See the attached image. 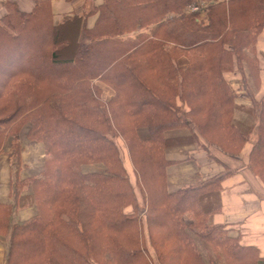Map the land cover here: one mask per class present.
Returning <instances> with one entry per match:
<instances>
[{
  "label": "trees",
  "instance_id": "1",
  "mask_svg": "<svg viewBox=\"0 0 264 264\" xmlns=\"http://www.w3.org/2000/svg\"><path fill=\"white\" fill-rule=\"evenodd\" d=\"M32 1L26 10L6 0L0 16L6 264H264L213 221L229 173L169 191L166 154L193 143L223 164L217 154L250 142L251 171L264 181V0H103L59 23L52 0ZM236 68L250 108L225 77ZM23 135L44 147L26 177ZM31 206L32 218L12 222Z\"/></svg>",
  "mask_w": 264,
  "mask_h": 264
},
{
  "label": "crops",
  "instance_id": "2",
  "mask_svg": "<svg viewBox=\"0 0 264 264\" xmlns=\"http://www.w3.org/2000/svg\"><path fill=\"white\" fill-rule=\"evenodd\" d=\"M0 0V16L5 12L3 2ZM103 0H52L54 22L59 23L65 15L81 13L85 7L95 4L99 6ZM32 0H19L22 9L29 10L33 6ZM96 17L88 20V25H94ZM257 52L260 61V86L256 93L258 101L264 100V29L257 40ZM225 77L236 95V103L242 107L250 108L253 99L248 95L242 85V75L236 68L225 73ZM108 89V90H107ZM104 86L105 95L110 97L113 91ZM108 93V94H107ZM244 113L237 112V117L245 119ZM186 133V132H185ZM9 145L6 147V151ZM252 144L248 142L240 155L217 154L222 163L207 156L206 152L197 144H186L172 147L167 150V157L175 160L167 169L168 189L176 191L188 186H198L211 180L214 176L229 173L221 182V209L213 216L215 223L221 224L229 236L237 238L242 246L254 247L259 256L264 258V181L255 175L250 168L249 153ZM44 157V151L37 153L36 163ZM26 170H31L33 161H26V148L23 152ZM23 170V171H24ZM21 172L22 177L25 174ZM36 174V173H35ZM31 175V174H30ZM28 176V175H27ZM11 164L7 152L0 155V203H9L11 196ZM30 190L24 192L28 193ZM36 214L34 206L20 209L13 213L12 222L18 223L32 218ZM7 241H0V264H6Z\"/></svg>",
  "mask_w": 264,
  "mask_h": 264
},
{
  "label": "rangeland",
  "instance_id": "3",
  "mask_svg": "<svg viewBox=\"0 0 264 264\" xmlns=\"http://www.w3.org/2000/svg\"><path fill=\"white\" fill-rule=\"evenodd\" d=\"M67 29H68V31L69 32H71V33H75V26H69V27H67ZM75 35V34H74ZM105 86V85H104ZM106 87H108V86H106ZM110 88V87H109ZM111 89V88H110ZM108 90V89H107ZM112 90V89H111ZM111 90H109V91H111ZM113 91V90H112ZM114 93V92H113ZM108 94V93H107ZM104 97L106 98V99H109L110 98V96L109 95H105V93H104ZM243 116H245V115H243ZM22 142H23V145H25V148H26V158H27V162H28V164H30L32 161H33V159H35V157L37 158V153L38 152H42V150L44 151V147H43V144L42 143H34V142H32V141H30V140H27L26 138H25V136L23 135V137H22ZM42 157L38 160V165H37V163H36V159H35V161L32 163V165H31V167H32V169L31 170H24L23 171V174H25L24 176H29L30 174H32L33 172L35 173V172H37L36 170H38V168H40L41 166H42ZM86 169L87 170H97V169H100V166L99 165H95V166H93V167H86ZM22 176V175H21Z\"/></svg>",
  "mask_w": 264,
  "mask_h": 264
}]
</instances>
